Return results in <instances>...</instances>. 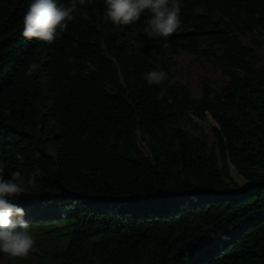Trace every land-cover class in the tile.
Returning <instances> with one entry per match:
<instances>
[{"label":"trees","instance_id":"trees-1","mask_svg":"<svg viewBox=\"0 0 264 264\" xmlns=\"http://www.w3.org/2000/svg\"><path fill=\"white\" fill-rule=\"evenodd\" d=\"M29 2L0 0V161L38 251L6 264H264V63L241 41L264 35V0H180L154 39L145 16L113 26L103 0H57L74 19L51 45L21 36ZM171 52L209 54L226 83L193 96ZM207 115L211 147L182 127Z\"/></svg>","mask_w":264,"mask_h":264},{"label":"clouds","instance_id":"clouds-1","mask_svg":"<svg viewBox=\"0 0 264 264\" xmlns=\"http://www.w3.org/2000/svg\"><path fill=\"white\" fill-rule=\"evenodd\" d=\"M83 3V0H81ZM103 20L113 26L131 25L147 17L143 32L149 39L168 38L181 26L180 0H103ZM75 4L58 3L57 0H30L23 16L21 36L29 42L39 41L51 45L59 40L74 19ZM155 50L153 55H155ZM31 65L29 71L35 70ZM168 74L163 70H149L143 74L148 86L165 84ZM180 77L170 83H176ZM166 88H160V96ZM39 158V153L35 154ZM6 165L0 161V254L12 257L27 256L33 249L35 241L28 221L24 219V209L17 203L22 193L21 184L17 182L19 172L5 177ZM42 175V169L35 168L29 177L35 183Z\"/></svg>","mask_w":264,"mask_h":264},{"label":"rangeland","instance_id":"rangeland-1","mask_svg":"<svg viewBox=\"0 0 264 264\" xmlns=\"http://www.w3.org/2000/svg\"><path fill=\"white\" fill-rule=\"evenodd\" d=\"M254 38L261 42V44H257ZM241 41L247 47L254 49L264 63V35L254 33L251 36H241ZM168 57L170 58V74L173 78L180 77L178 81L186 85L190 89L191 94L195 97H200L202 95V80H206L216 89L222 87L227 81L226 76H224L222 70L217 66L209 54L195 55L171 52L168 54ZM215 125L210 115H207L204 120H198L192 117L191 120L182 123V127L185 130L204 140L208 147H211L214 142L211 129ZM137 141L142 151L148 154L145 140L141 139L140 135H138ZM230 174L239 185H247V181L232 166H230ZM22 194L23 191L20 195ZM34 232L35 230H33V233ZM36 249V246H34L30 253L38 251ZM0 264H6L3 254H0Z\"/></svg>","mask_w":264,"mask_h":264}]
</instances>
